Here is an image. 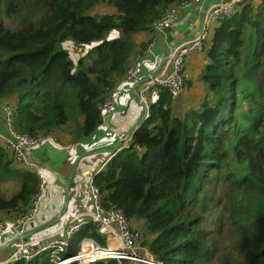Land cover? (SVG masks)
Listing matches in <instances>:
<instances>
[{"label":"trees","instance_id":"obj_1","mask_svg":"<svg viewBox=\"0 0 264 264\" xmlns=\"http://www.w3.org/2000/svg\"><path fill=\"white\" fill-rule=\"evenodd\" d=\"M98 1L0 0V101L9 100L16 131L63 130L73 140L93 133L98 105L141 53L136 35L152 32L180 0H106L114 12L89 14ZM114 28L119 36L75 64L61 47L90 44ZM201 53L195 106L174 112L177 101L157 86L129 145L114 150L91 182L101 207L121 212L133 232L139 222L138 241L162 264H264V0L235 4ZM35 187L36 174L0 141V217L24 211ZM88 230L98 237L92 224L81 226L67 254Z\"/></svg>","mask_w":264,"mask_h":264},{"label":"built area","instance_id":"obj_2","mask_svg":"<svg viewBox=\"0 0 264 264\" xmlns=\"http://www.w3.org/2000/svg\"><path fill=\"white\" fill-rule=\"evenodd\" d=\"M240 1H219L203 7L199 29L185 41L171 47L159 59V68L152 75L142 76L138 60L133 59L129 62L122 78L130 84L131 94L144 105L146 114L148 100L145 95L154 86L163 88L172 101H177L185 87V58L202 52L203 41L208 36L209 26L216 23L219 18L229 15L234 5ZM201 2L204 3L205 0H180L168 5L152 22V32L164 33L165 29L176 24L180 12ZM154 40V35L147 40L141 53L143 57L152 52ZM114 97L115 92L111 87L98 105V125L105 128L107 127L105 120L112 109ZM0 109L4 120L1 144L16 163L25 166L27 149L39 146L42 135H29L16 131L11 125L10 106L3 102L0 104ZM130 141V133L118 134L114 150L126 148ZM93 175L89 176L82 205L63 225L49 234L28 237L26 228L36 216L37 204L43 191V177L40 173H36V187L28 207L16 215L0 217V230L12 229L16 241L12 253L7 259L0 260V264H11L19 260L29 261L40 255L46 256L47 264H89L96 260L107 259H114L117 264H162L146 245L138 241V234L131 230L130 222L121 212L100 206L98 189L91 182ZM86 202L90 204V208L85 205ZM88 223L93 225L98 237L89 234L88 230V234L78 239L76 250L67 254L66 250L72 236L81 226Z\"/></svg>","mask_w":264,"mask_h":264},{"label":"crops","instance_id":"obj_3","mask_svg":"<svg viewBox=\"0 0 264 264\" xmlns=\"http://www.w3.org/2000/svg\"><path fill=\"white\" fill-rule=\"evenodd\" d=\"M219 1L206 0L204 3L195 4L180 12L176 24L164 31V33L155 34L150 31L136 35L135 39L138 45H141L140 50H143L147 40L152 35H154L155 39L152 52L148 56L143 57L141 55L142 50L141 53L139 52L140 54L138 53L135 56L140 64L142 76L147 77L156 72L159 68V59L171 47L185 41L199 29L203 7ZM214 24L209 26V33ZM203 61L202 53L185 58L184 78L188 82L175 103L174 112L179 113L186 108L195 106L197 99L200 97L201 89L200 84L195 80V75L198 73ZM112 87L115 97L112 109L105 120L106 128L98 125L93 133L77 140H73L63 130H54L45 136L42 135L39 146L27 149V164L24 167L35 174L44 172L46 178L51 180L53 184L58 182L61 189L59 208L51 207L42 210L35 216L33 221L35 220L36 223L32 221L26 228L28 237H38L55 231L57 227L63 225L76 212L83 203L89 176L102 168L110 157L117 145V135L130 133L139 121L137 120V111L134 106H138L137 99L131 94L130 84L122 77H118ZM156 92L157 90L154 89L151 99L147 100H153L156 97ZM3 102H9V100H2L0 104ZM136 120L137 122H135ZM3 123V113L0 109V137L4 134ZM75 169H78V175L85 177L84 180L78 181V179H75L73 176ZM73 188L77 193L73 194L71 199L69 190L71 191ZM69 204H71V207L65 213ZM85 205L90 208L88 202ZM15 245V235L12 229L4 228L0 230V260L7 259Z\"/></svg>","mask_w":264,"mask_h":264},{"label":"rangeland","instance_id":"obj_4","mask_svg":"<svg viewBox=\"0 0 264 264\" xmlns=\"http://www.w3.org/2000/svg\"><path fill=\"white\" fill-rule=\"evenodd\" d=\"M114 8L112 5L108 4L106 2V0H99L95 6L90 9L88 11L89 14H92V15H96L98 16L99 14L101 13H104V12H114ZM5 23L7 24V26L9 28H15V26L17 25V21L16 20H13V21H10V20H5ZM119 30L114 28L112 30H109L108 32H106L104 34V36L102 37V39L100 40H96V41H93L91 42L90 44H78V45H73L71 44L70 41H65L61 44V47L66 49V51L68 52V56L69 58L71 59L72 63L75 64V61H76V58L79 56V55H82V54H85L88 49H90L93 45L97 44L98 42H100L101 40L105 39V40H109V39H112V38H115L117 36H119ZM185 80V79H184ZM186 83L184 82V85ZM154 89H156V87H152L150 88L147 93H146V99H151V96L154 94ZM137 105H134L135 108H136V111H137V116H138V119L140 118L141 114H142V107H141V104L137 101ZM137 120L135 122H137ZM77 170L78 169H75V173L73 174V176L75 177V179H78L79 180H84L85 177L84 176H80L78 175L77 173ZM43 171V170H42ZM43 175V178H44V182H43V191H42V195H41V198L37 204L38 208H37V213H36V216L42 211V210H45V209H48V208H51V207H58L60 206V195H61V189H60V186L58 185V182L56 184H53L51 182V180H48L43 173H41ZM69 193H70V198L72 199L73 197V194L77 193V191L73 188L71 191L69 190ZM33 195V194H32ZM71 207V204L68 205L65 213H67L69 211ZM136 228V231L134 232H138V228H140V224L139 222H135L133 228ZM138 234V233H137Z\"/></svg>","mask_w":264,"mask_h":264},{"label":"water","instance_id":"obj_5","mask_svg":"<svg viewBox=\"0 0 264 264\" xmlns=\"http://www.w3.org/2000/svg\"><path fill=\"white\" fill-rule=\"evenodd\" d=\"M205 1H206V0H205ZM220 1H222V2H226V1H228V0H220ZM167 29H169V28H167ZM167 29H165V31H166ZM140 104H141L142 112H143V113H142V116L140 117L139 121L136 123L135 127L138 126L139 123L142 121V119L145 118V116H146V110H145V107H144V105H143L142 103H140ZM135 127H133V129H134ZM133 129L130 131V133H132ZM33 223H36V221L34 220Z\"/></svg>","mask_w":264,"mask_h":264}]
</instances>
